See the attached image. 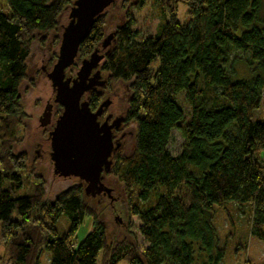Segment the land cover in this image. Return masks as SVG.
Segmentation results:
<instances>
[{"label": "trees", "instance_id": "1", "mask_svg": "<svg viewBox=\"0 0 264 264\" xmlns=\"http://www.w3.org/2000/svg\"><path fill=\"white\" fill-rule=\"evenodd\" d=\"M2 1L0 234L9 245L11 264H37L41 249L49 254V264H221L226 247L215 216L217 210L229 215L231 205L245 214L249 236L264 243V119H253L264 90L261 0H184V22L173 10L178 0H157L162 23L142 39L131 30L130 10H141L147 0H126L103 51L105 12L114 0L95 17L66 70L74 76L81 60L98 48L107 88L117 83L128 88L126 122L132 124L133 147L116 155L102 176L120 184L128 213L139 221L147 245L143 250L110 247L105 225L86 206L90 196L80 180L51 201L44 199L42 184L31 194H18L25 157L14 154L13 146L27 118L20 87L30 47L36 42L56 59L62 17L68 20L75 0ZM179 93L190 108L188 118L177 103ZM91 94L88 104L94 108L99 98ZM172 130L184 138L176 155L167 149ZM62 214L69 225L59 233ZM89 217L92 230L76 243V231Z\"/></svg>", "mask_w": 264, "mask_h": 264}, {"label": "rangeland", "instance_id": "2", "mask_svg": "<svg viewBox=\"0 0 264 264\" xmlns=\"http://www.w3.org/2000/svg\"><path fill=\"white\" fill-rule=\"evenodd\" d=\"M125 1L116 0L113 7L107 8L105 18L107 19L108 25L104 39L115 30L116 25H118L123 17L124 11L121 4ZM173 8L178 21H186L188 8L185 1H175ZM0 11L6 12L5 4L2 0H0ZM130 11L134 19L131 30L137 35L138 39L153 36L157 32L163 19V9L157 0H147L146 5L141 10L132 9ZM259 18L264 21V0H261ZM67 21V15L64 14L61 22L66 24ZM110 44L111 40L106 48H109ZM50 53V50L42 49L36 42L32 43L30 47V56L27 62V77L20 87V96L27 118L17 128L16 141L13 146L14 154H23L25 157V169L22 172L24 181L18 194H31L37 184H42L44 199L46 201L53 200L60 192L78 182L77 178H63L54 174L52 162L45 153V150H49V143L43 141L46 138L47 131L39 125V118L45 108L47 100L51 97L53 98V91L46 73L40 71V65L46 64L47 72L50 71L55 62L52 57L50 58ZM40 60H43L42 64ZM78 67L73 71L74 74ZM236 69L238 72L243 70L242 67L238 66H236ZM114 85H116L114 87L118 94L114 98V103L118 106L120 104L119 98H125L124 93L127 86L123 83ZM176 100L185 118H188L190 108L185 102L184 93H179ZM51 114L49 124H52L56 116L60 113L58 111L57 113L54 112L53 107ZM257 117L264 119V90L261 104L253 113V119ZM129 130L131 132L126 136L120 153H129L133 147L132 125L129 127ZM41 142L44 144L43 148H39L38 146V143ZM183 142L184 138L182 135L177 130H172L167 145L168 151L172 155L178 154ZM106 178L108 187L112 189L111 195H102L101 198L98 197L97 199L86 197L85 203L87 208L99 217L98 220H102V223L105 225L107 243L111 248L115 247V245L124 244L143 250L147 245L138 231L139 221L136 217L128 213L124 195L121 193L120 184L111 176ZM68 225V217L62 214L56 225L58 232L61 233L64 231ZM215 225L220 243H224L226 247V255L221 264H264V243L249 236L246 216L240 211L237 212L235 206H230L229 215H225L221 210H217ZM91 230L92 218H85L76 231L74 241L76 243L81 242ZM9 252V245L0 234V264H11ZM49 261V254L41 249L37 264H49ZM118 264H126V262L120 261Z\"/></svg>", "mask_w": 264, "mask_h": 264}, {"label": "water", "instance_id": "3", "mask_svg": "<svg viewBox=\"0 0 264 264\" xmlns=\"http://www.w3.org/2000/svg\"><path fill=\"white\" fill-rule=\"evenodd\" d=\"M113 1L73 2L68 10V21L62 28L57 57L46 74L53 91V103L61 106V112L48 132L53 173L63 178H77L84 184V193L93 198L109 191L102 184L101 175L110 170L111 154L118 147L113 145L111 139L110 129L113 125H99L97 122L105 102H101L93 112L84 99L86 93L105 85L99 69L104 54L95 48L87 58L81 60L74 76H67L66 70L73 65L79 45L95 17ZM112 37L111 32L103 39L102 49L107 47ZM50 108V104H47L39 118L41 127L50 123Z\"/></svg>", "mask_w": 264, "mask_h": 264}, {"label": "flooded vegetation", "instance_id": "4", "mask_svg": "<svg viewBox=\"0 0 264 264\" xmlns=\"http://www.w3.org/2000/svg\"><path fill=\"white\" fill-rule=\"evenodd\" d=\"M40 62L42 64L43 60H40ZM46 63H48V62H46ZM45 65L46 64L40 65V71L41 72H45L47 74V67ZM100 73H101V71H100ZM101 78H103L102 74H101ZM114 86H116V85H113L112 87H108L110 89L108 91L107 84L105 82L104 86L96 87L95 89H92L90 92H88V93H86L84 95V99L87 100V102H88V98H90L92 96L91 93L95 92L96 95L98 96L99 102H98L97 106L94 107V108H91L89 106L90 110L93 111V112L98 108V106L100 105L101 102H105L104 106L102 107L101 114L97 117V122L99 123V125H102V124H105V123H106L107 126L108 125H113L111 127V129H110L111 139H112L113 145L114 146L117 145L118 147L111 154V157H110L111 162H112L111 163V167L113 165L114 157L116 155L120 154V151H121L122 146H123V142H124L126 136L129 135L130 132H131L129 130V127L132 125L131 123L128 124L126 122V111L128 109V103H127L128 102L127 101L128 100V98H127L128 88L126 87V89H125V93H124L125 98L124 97H120L119 98L120 99V104L117 106L114 103V98L118 94H117L116 89H115ZM47 104H50V107H51L50 108V113L53 110V107H54V112L57 113L58 107H57V104L53 103V98L52 97L49 100H47L45 106ZM118 120H119V122H118ZM126 124H127V126H126ZM53 125H54V122L52 124H49V125L45 126V127H42L44 130L47 131L46 132V134H47L46 138L43 140L44 142H48L49 143V140L47 139L48 138V132L52 129ZM43 145L44 144L42 142L38 143L39 148H43ZM49 150H50V148H49ZM49 150H45V153L48 156H49ZM101 182L109 191L105 192V193L101 192L98 196H95V197L101 198L102 195L103 196L104 195L109 196V194L111 195L112 189L108 187V183H107L105 177L102 176V175H101Z\"/></svg>", "mask_w": 264, "mask_h": 264}]
</instances>
